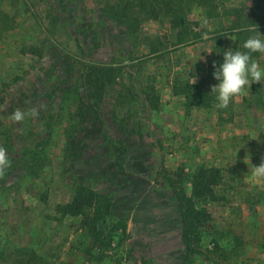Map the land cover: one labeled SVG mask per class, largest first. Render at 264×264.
Here are the masks:
<instances>
[{
    "label": "rangeland",
    "instance_id": "rangeland-1",
    "mask_svg": "<svg viewBox=\"0 0 264 264\" xmlns=\"http://www.w3.org/2000/svg\"><path fill=\"white\" fill-rule=\"evenodd\" d=\"M114 1L0 0V147L9 160L0 169V264H264V179L251 174L264 159V84L223 109L210 93L217 36L224 49L238 45L229 19L192 4L190 24L174 30L159 15L134 41L106 14ZM255 4L214 0L211 9ZM94 65L109 69L98 106L82 91ZM191 84L203 93L196 104ZM152 89L158 111L146 100ZM184 89L191 99L175 94ZM202 166L218 168L221 181L200 203L211 219L193 255L168 179L189 193ZM79 185L110 207L118 236L105 248L91 246L79 216L57 210Z\"/></svg>",
    "mask_w": 264,
    "mask_h": 264
},
{
    "label": "trees",
    "instance_id": "trees-1",
    "mask_svg": "<svg viewBox=\"0 0 264 264\" xmlns=\"http://www.w3.org/2000/svg\"><path fill=\"white\" fill-rule=\"evenodd\" d=\"M252 1L256 3L252 8H224L223 13L220 14L216 10L211 9L214 0H115L106 9V14L117 23L123 25L126 28L128 37L135 41L141 37V25L159 15L169 18V24L174 30L181 25L190 24L191 22L184 16V12H186L184 10L186 8L189 9L192 4L202 3V5L208 7L207 11L210 17L217 15L229 19L231 29L234 31L235 41L238 44L236 49L243 50V41L249 35V32L244 29L249 26H256L258 22L255 18L263 19L260 24H264V14L260 13V5L264 0ZM193 34L195 33L193 32ZM216 45L221 52L216 53V65L218 66L223 58L222 36H217ZM156 51L157 48L153 47L150 53H156ZM252 55L256 57L258 54L253 53ZM105 72L108 73L109 69H101L97 65L91 66L90 72L86 75L82 84V91L86 100L94 103L95 106H98L103 99L102 96L105 89L103 78L105 79L107 74ZM189 89V91H193V98L191 93H188L185 89L175 91V94L183 95L187 100L192 98L191 103L196 104V100L201 99L203 93L199 90L197 84H191ZM146 100L151 110L158 111L160 98L154 92V89L147 94ZM204 106L207 107V104H204ZM87 107L89 108V106ZM220 181V170L215 167L208 168L205 166L198 168L189 181L191 187L189 193L183 185L182 179H179L178 182L173 181L172 178L168 179L169 189L174 194V199L178 206L179 233L188 254H200L201 233L211 219L209 211L200 203L214 199V189ZM260 201L261 199L257 200V202ZM57 210L65 216H79L81 218L80 227L85 231L93 248H105L111 243L113 238L118 236L117 230H113L107 225L106 217L110 214L109 205L99 193L91 188L83 185L77 186L71 202L58 205ZM121 229L120 238H123L126 233V224H123ZM100 260H102V257Z\"/></svg>",
    "mask_w": 264,
    "mask_h": 264
},
{
    "label": "clouds",
    "instance_id": "clouds-1",
    "mask_svg": "<svg viewBox=\"0 0 264 264\" xmlns=\"http://www.w3.org/2000/svg\"><path fill=\"white\" fill-rule=\"evenodd\" d=\"M244 30L248 31L249 35L243 41V50L224 49L222 51L223 58L219 65L213 63L212 75L217 83L211 86L210 93L215 96L216 108L228 107L230 101L238 95H243L251 84L257 82L261 85L264 84V66L252 55L253 53L264 54V35L259 32L257 26L255 34H252L251 26ZM35 114L33 112V115ZM11 115L13 120L21 121L24 119L25 113L15 110ZM8 163L6 150L0 147V169L7 166ZM251 174L257 179H264V159L259 165H252Z\"/></svg>",
    "mask_w": 264,
    "mask_h": 264
},
{
    "label": "crops",
    "instance_id": "crops-1",
    "mask_svg": "<svg viewBox=\"0 0 264 264\" xmlns=\"http://www.w3.org/2000/svg\"><path fill=\"white\" fill-rule=\"evenodd\" d=\"M262 154L264 155V148H262ZM262 202H264V201H262Z\"/></svg>",
    "mask_w": 264,
    "mask_h": 264
}]
</instances>
